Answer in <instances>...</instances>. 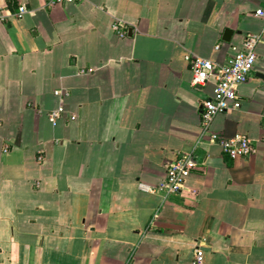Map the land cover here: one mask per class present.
<instances>
[{"label":"crops","instance_id":"1","mask_svg":"<svg viewBox=\"0 0 264 264\" xmlns=\"http://www.w3.org/2000/svg\"><path fill=\"white\" fill-rule=\"evenodd\" d=\"M50 1L0 0V264H190L201 239L205 264H264V34L240 109L210 125L250 157L205 139L215 84L190 65L226 64L264 0ZM181 153L197 168L166 195Z\"/></svg>","mask_w":264,"mask_h":264},{"label":"built area","instance_id":"2","mask_svg":"<svg viewBox=\"0 0 264 264\" xmlns=\"http://www.w3.org/2000/svg\"><path fill=\"white\" fill-rule=\"evenodd\" d=\"M80 0H51L48 5L56 3H76ZM26 12L24 7L19 8L17 18H21ZM256 18L264 21V7L254 11ZM113 30H120V25L115 23ZM264 34V27L259 34H248L244 38L240 51L233 56L226 64L216 65L209 59L191 58L190 65L193 73L192 84L202 86L208 81L213 80L215 87L212 97L202 103V134L206 136L208 143L217 144L224 154L232 159L247 158L257 152L255 142L244 135L237 136L234 139H227L225 136L210 131V125L213 119L227 111H237L241 107L240 96L237 88L245 83L254 70L256 60L255 48ZM55 94H61L55 92ZM63 108H58L48 113L49 121L55 123L63 116ZM263 132L258 142L264 146V111L262 112ZM197 168V162L193 153H181L178 157L168 163L165 169V180L159 186V191H164L166 195L180 192L185 179L192 170ZM206 239H201L195 245L192 252L190 264H205L204 244Z\"/></svg>","mask_w":264,"mask_h":264},{"label":"water","instance_id":"3","mask_svg":"<svg viewBox=\"0 0 264 264\" xmlns=\"http://www.w3.org/2000/svg\"><path fill=\"white\" fill-rule=\"evenodd\" d=\"M230 34H231V32L230 31H225V33H224V41H226V42H228L229 40H230ZM227 36H229V38L227 37Z\"/></svg>","mask_w":264,"mask_h":264}]
</instances>
